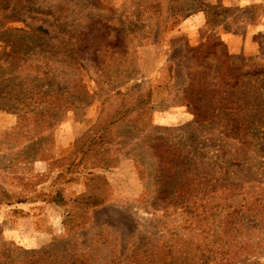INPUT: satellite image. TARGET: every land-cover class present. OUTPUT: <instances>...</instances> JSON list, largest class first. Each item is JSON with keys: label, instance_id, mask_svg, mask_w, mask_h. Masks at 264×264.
I'll use <instances>...</instances> for the list:
<instances>
[{"label": "rangeland", "instance_id": "374dc122", "mask_svg": "<svg viewBox=\"0 0 264 264\" xmlns=\"http://www.w3.org/2000/svg\"><path fill=\"white\" fill-rule=\"evenodd\" d=\"M14 14L28 19L1 20L0 51L7 39L37 43L10 31L28 30L25 22L52 38L15 69L17 91L29 78L41 87L30 99L0 97V264H166V246L175 253L179 237L195 231L194 220L160 199L179 186L189 197L216 194L207 224L220 236L238 209L237 241L210 264H264V0H0V18ZM246 24L255 47L233 53L226 45L243 75L241 107L199 125L180 103L186 71L178 59L208 35H249ZM127 160L141 190L111 195L94 170ZM169 164L186 182L171 177ZM80 171L92 185L77 193L67 183ZM95 195L103 201L92 208Z\"/></svg>", "mask_w": 264, "mask_h": 264}, {"label": "trees", "instance_id": "16d2710c", "mask_svg": "<svg viewBox=\"0 0 264 264\" xmlns=\"http://www.w3.org/2000/svg\"><path fill=\"white\" fill-rule=\"evenodd\" d=\"M8 4L9 1L4 5L8 6ZM17 15L18 14L1 16L0 24L1 20L2 23L8 22L9 20L7 18L9 17H16L15 20L17 21L19 19L27 21L28 19L21 18ZM25 24L28 30L10 29V31L19 32L21 36H25V34L32 36L36 39L34 42L38 44H32L30 42H28L30 43L28 44L19 37L22 44L18 46V40L7 39L10 46L9 50L7 52L0 51V97L9 98V100H19L18 96L20 94L25 96L26 99H30L32 89L41 87L40 85L32 86V82L35 80L29 78L27 79L28 87L26 91L23 93L17 91L19 81L15 69L18 67L19 60H31L35 51L34 48L36 46L48 45L45 40H47V38H52L51 32L41 25L31 24L29 22H25ZM8 30L9 29H7L6 32H9ZM186 47V54L181 55L178 59V62L183 60L186 71L185 86L181 91L180 103L189 106L193 114V120L199 125H215L217 122H222L225 116L230 115V110H238V108L241 107L240 101L243 97L240 96V92L237 94L235 91L241 87L243 75L237 72V69L233 66L231 58L234 57V55L228 52L226 44L218 36L208 35L205 40L201 41L197 46ZM236 57H238V55ZM7 68L8 70H6ZM13 73H16L17 76L14 77ZM259 73L260 72L256 69L245 72V74L250 77ZM77 139L78 138H76L74 142ZM177 159L180 160L178 156ZM177 163L179 164V161ZM100 167L102 168L103 166ZM168 167L172 173L171 177L172 175L174 177L175 175H181L180 182H186L187 178L184 172L181 171V167L176 168L171 164H169ZM203 178L204 176H201L199 181H202L201 179ZM189 192H191L190 188L179 186L177 189L160 193V199L164 202L168 201V205L165 206V209L170 204L174 207H179L182 215L195 221L194 224H189L193 225L191 229L195 230L192 232V236L190 238L179 237L184 240L183 244L180 245V249L176 250L174 253L173 246H166L167 249L164 251L166 264H210L217 256H220L221 259L224 258L229 251V244L233 241H237L234 237H231V231H240L234 229L236 225L240 224H236L232 220L234 212L237 213L238 209L227 214V220H229L227 221L228 229L231 231H225L224 234L220 236L217 228L212 225L213 222L207 224L210 222V217L215 215V209L218 206V203L210 204L214 201L216 194L209 193L205 188L192 194L191 197L187 194ZM91 199L92 208L101 205L103 201V199L98 198V195H95L94 198ZM259 209H263L262 206ZM243 227L250 228L251 226L244 225ZM256 227H258V225L253 226V228ZM261 229H263V226ZM195 234L199 236L195 238ZM175 254L178 256L175 257Z\"/></svg>", "mask_w": 264, "mask_h": 264}, {"label": "crops", "instance_id": "0c3cea01", "mask_svg": "<svg viewBox=\"0 0 264 264\" xmlns=\"http://www.w3.org/2000/svg\"><path fill=\"white\" fill-rule=\"evenodd\" d=\"M250 24V23H248ZM246 24V30L248 32L250 31L247 26H250ZM250 34L243 36L240 33L234 32V31H227L221 35V39L225 42V44L228 46L229 51L235 53L242 50H247L250 48H254L255 44L253 42V31L249 32ZM81 132V131H80ZM80 132L71 134V138H75ZM126 167V169H122L123 167ZM129 161L121 162L119 167H112L111 169H98L94 170V172H98L105 175V178L107 182L109 183V186H111V195H136L140 192L141 186L140 183L136 180L135 175L132 174L129 167ZM90 171L93 172V169H90ZM126 172L125 173H123ZM85 173V172H84ZM91 174V173H90ZM89 174L86 172L83 174V172H79L74 174L73 180L67 185L70 186L71 190L77 191V193L86 191L88 187H90L92 184L90 182H87V177ZM122 178V179H121ZM126 178V179H125ZM123 180V181H122ZM65 186V185H64ZM62 193L63 191L60 190ZM64 197H68L67 193L64 191Z\"/></svg>", "mask_w": 264, "mask_h": 264}]
</instances>
